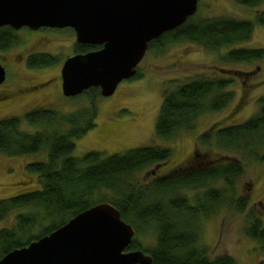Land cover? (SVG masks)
I'll list each match as a JSON object with an SVG mask.
<instances>
[{
  "label": "trees",
  "instance_id": "1",
  "mask_svg": "<svg viewBox=\"0 0 264 264\" xmlns=\"http://www.w3.org/2000/svg\"><path fill=\"white\" fill-rule=\"evenodd\" d=\"M233 1L256 11L264 5V0ZM259 25L264 26V11L257 13L255 21L230 17L195 21L191 17L149 43L148 50L187 41L212 52L226 50L217 72L224 73L230 71L226 65L264 61V48H235L250 41ZM9 40L10 34L0 30L1 51ZM73 49L77 55L100 46L77 44ZM57 61V57L44 56L39 61L30 59L28 65L51 67ZM136 76L140 77L138 70ZM234 83L231 76H198L176 89L166 90L155 122V136L169 141L194 131L202 116L224 110L232 102L234 93L228 87ZM100 97V89L92 88L70 98L88 101L73 113L38 107L27 111L23 119L0 120V154L12 158L45 156V161L27 166L28 172L37 175V188L0 199V222L12 217L11 225L0 229V260L51 234L81 212L109 203L134 227L136 234L152 231L155 245L151 250L135 242L128 248L143 250L152 257V264H237L227 255L208 257L209 250L200 241L201 221L218 207L227 206L238 212L246 209L247 199L237 196L236 182L244 172L246 160L264 163V96L257 101L259 110L246 122L202 132L198 144L207 153H195L185 164L168 173H157L145 185L140 182V174L170 160L172 149L147 146L111 155L94 151L82 157L73 156L75 140L96 127V104ZM23 121L36 131L24 130ZM213 150L223 152L224 156L219 157ZM232 155L235 158L230 159ZM244 233L264 252V226L260 218L251 217Z\"/></svg>",
  "mask_w": 264,
  "mask_h": 264
},
{
  "label": "rangeland",
  "instance_id": "2",
  "mask_svg": "<svg viewBox=\"0 0 264 264\" xmlns=\"http://www.w3.org/2000/svg\"><path fill=\"white\" fill-rule=\"evenodd\" d=\"M198 7L195 21L216 17L255 21L257 13L264 11V5L256 11L238 6L233 0H199ZM27 35L25 30L17 32L20 40L15 42L23 41ZM75 39L74 32L69 30L40 39L46 41L47 48L58 60L46 70L25 71L18 58L25 45L10 51L0 50V62L7 68L6 82L0 87V120L10 117L23 119L27 111L38 107L73 113L88 103L87 98L70 99L62 94L60 69L63 62L73 56ZM235 48H264V26H256L251 40ZM225 53L226 50L208 51L188 41L166 44L163 49L156 47L147 50L138 68L140 77L123 81L112 96L97 99L96 127L83 138L75 140L73 156L82 157L94 151L111 155L147 146L172 149L170 160L140 174V182L145 185L150 184L157 173H168L185 164L195 153H207L208 150L198 144V136L209 129L217 130L218 127L246 122L259 110L257 101L264 96V61L226 65L230 71L217 73L218 67L223 64L220 57ZM198 76L234 78L235 83L228 87L234 93L232 102L224 110L202 116L192 132H184L169 141L157 138L155 122L164 92L176 89ZM45 81L47 84L35 90L33 95H19L13 101L6 97L7 89H24ZM23 128L31 133L36 131L24 121ZM213 151L219 153V157L224 156L223 152ZM231 158H235L234 155ZM40 161H45L44 154L16 158L0 154V199L37 188V175L28 172L27 166ZM244 164V172L237 180L236 188L237 196L247 199L246 209L238 212L227 206L218 207L215 213L201 221L200 241L208 248L211 259L227 255L234 258L237 264H264V252H260L255 241L244 233L251 217L260 218L264 226V163L246 160ZM11 223L12 217L0 222V229ZM133 242L151 250L155 237L151 230H147L135 233Z\"/></svg>",
  "mask_w": 264,
  "mask_h": 264
},
{
  "label": "water",
  "instance_id": "3",
  "mask_svg": "<svg viewBox=\"0 0 264 264\" xmlns=\"http://www.w3.org/2000/svg\"><path fill=\"white\" fill-rule=\"evenodd\" d=\"M197 10L198 0H0V28L71 29L77 44L100 46L63 62L61 89L66 98L92 88L110 97L137 75L149 43ZM5 80L0 63V85ZM134 236V227L113 205L100 203L8 253L0 264H152L143 251H127Z\"/></svg>",
  "mask_w": 264,
  "mask_h": 264
},
{
  "label": "flooded vegetation",
  "instance_id": "4",
  "mask_svg": "<svg viewBox=\"0 0 264 264\" xmlns=\"http://www.w3.org/2000/svg\"><path fill=\"white\" fill-rule=\"evenodd\" d=\"M198 6H199V0H198ZM0 30H3V31L5 30L6 32H8L10 34V40H9L8 45H7V47H6V49L4 51H6V50L10 51L12 49H18L21 46L23 47L25 45L21 49V52H20V55H19L18 58L21 60L25 71H38V70H41V69H45L46 70V69H48L50 67H35V68H31L28 65V62H29L30 59H35V60L39 61V59H41V57H44V56H50V57H53V58L56 57L55 54L52 51H50V49L47 48L46 41H43L44 39L43 40H40V39L42 37L46 36V35L48 37L51 34H58V33L62 32L64 30L67 31V30H71V29L40 28L38 30H31L29 28H21L20 30H13V29H11L9 27H3V28H0ZM21 30L27 31L28 35H27V37L24 38L23 41L16 43L15 41H17L18 39L20 40V38L17 36V32H19ZM75 45H77L76 39H75ZM73 51H74V49H73ZM5 71H6V78H7V68H5ZM5 82L3 84H1V85H4ZM45 84H47V81H45L44 83L32 86V87L24 88V89H20V88H17V89H14V90L7 89L6 91H7L8 94H7L6 97L11 98V101H13L12 99L15 98L16 96L18 97L19 95H23V96L25 94L33 95L35 90H37L38 88L43 87ZM1 85H0V87H1ZM154 173L156 175L155 171H154ZM131 244H133V242ZM127 251H131V250L127 249ZM132 251H136V250H132ZM141 251H143V250H141ZM145 254L149 255L147 253H145Z\"/></svg>",
  "mask_w": 264,
  "mask_h": 264
}]
</instances>
